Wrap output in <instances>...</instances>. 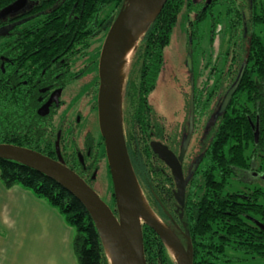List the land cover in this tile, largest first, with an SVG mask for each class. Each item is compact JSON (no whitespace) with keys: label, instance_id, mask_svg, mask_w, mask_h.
<instances>
[{"label":"trees","instance_id":"trees-1","mask_svg":"<svg viewBox=\"0 0 264 264\" xmlns=\"http://www.w3.org/2000/svg\"><path fill=\"white\" fill-rule=\"evenodd\" d=\"M105 1L98 0L97 5L101 7ZM108 1L113 2L117 16L126 0ZM182 18L186 23V52L192 56L194 65L196 54L199 65L211 60L216 40L228 37L234 41L228 43L227 51L231 50L233 57L230 61L225 55L229 65L226 70L231 67L233 76L230 77V73L226 76L233 79L244 64L246 68L226 114L216 122L206 165L187 182L184 216L178 225L187 224L185 231L190 233L194 264H230L235 261L236 253L262 259L264 177L257 179L263 182L260 187L251 188V185L257 181L253 173L264 176V0H168L142 39L130 76L161 75L165 49ZM225 21L232 27L225 28ZM231 83H225L227 86L222 91ZM188 87L189 113V84ZM204 91L202 86L198 90L195 85V125L198 118L205 115L213 118L214 101L205 106L199 104ZM10 117L7 111L0 115L4 129L11 130ZM130 157L150 205L172 227L170 215L175 201L170 193L162 195L155 187L161 174L155 170V157L143 154L140 149L134 150ZM246 176L252 180L247 181ZM0 180L7 189L19 186L30 191L62 215L75 231L73 251L77 264H109L90 215L68 191L22 165L4 160H0ZM234 182L247 186L238 189ZM112 196L114 199V194ZM143 235L147 264H176L150 228L144 226ZM182 241L186 243L183 237Z\"/></svg>","mask_w":264,"mask_h":264},{"label":"flooded vegetation","instance_id":"flooded-vegetation-1","mask_svg":"<svg viewBox=\"0 0 264 264\" xmlns=\"http://www.w3.org/2000/svg\"><path fill=\"white\" fill-rule=\"evenodd\" d=\"M97 2L0 0V115L3 111L11 115V130L4 129L0 123V144L29 149L57 161L62 159L96 190L100 188L99 174L107 162L99 128L100 57L118 16L112 1L106 0L101 7ZM15 4V10L6 13ZM223 24L225 28L232 27L226 21ZM232 41L220 37L218 48H223L224 58L218 53L213 66L208 60L203 68L197 64L195 69L193 63L191 74L187 69L191 93L193 90L194 95L195 85L198 90L202 86L205 91L199 104L205 106L213 100L214 112L213 118L203 116L204 112L194 124L192 140L181 164L180 184L206 165L212 133L217 121L227 112L220 113L221 104L242 69L233 79L226 76L229 73L233 76L231 67L227 72L229 65L225 61V55L232 60L231 50L227 51ZM150 76L135 75L127 79L123 103L125 137L129 154L140 149L143 154L155 157V170L161 173L155 187L162 195L170 193L173 197V213H167L172 228L182 238L184 224L178 223L183 220L185 205L179 206L178 184L171 169L154 153L152 144L161 143L179 157L183 136L188 131L189 113L185 124L180 125L178 119L167 121L154 99L161 75ZM228 79L232 83L222 91ZM253 177L257 180L264 176L253 173Z\"/></svg>","mask_w":264,"mask_h":264},{"label":"water","instance_id":"water-1","mask_svg":"<svg viewBox=\"0 0 264 264\" xmlns=\"http://www.w3.org/2000/svg\"><path fill=\"white\" fill-rule=\"evenodd\" d=\"M167 2L168 0H126L108 32L101 52L99 128L106 149L115 210L102 199L98 193L99 188L93 189L75 171L67 167L62 159L57 161L29 149L0 144V160L17 163L44 176L83 204L100 236L109 264H147L144 226L159 237L176 264H194V250L189 231L184 232V243L178 232L166 224L150 205L132 163L124 131V92L135 54ZM17 4L8 8L6 13L15 10ZM130 53L131 58L128 59ZM186 66L191 74V55L187 57ZM245 68L246 64L243 65L233 87L225 95L220 113L227 111L241 84ZM191 81L193 89V77ZM194 117L192 90L188 131L183 136L179 157L161 143L152 144L154 153L171 169L178 184L176 200L180 207L185 205V190L189 180L179 183L183 175L181 164L192 140ZM258 136L257 131L256 140ZM184 228H187V224H184Z\"/></svg>","mask_w":264,"mask_h":264},{"label":"crops","instance_id":"crops-1","mask_svg":"<svg viewBox=\"0 0 264 264\" xmlns=\"http://www.w3.org/2000/svg\"><path fill=\"white\" fill-rule=\"evenodd\" d=\"M74 236L46 201L0 180V264H77Z\"/></svg>","mask_w":264,"mask_h":264},{"label":"rangeland","instance_id":"rangeland-1","mask_svg":"<svg viewBox=\"0 0 264 264\" xmlns=\"http://www.w3.org/2000/svg\"><path fill=\"white\" fill-rule=\"evenodd\" d=\"M186 23L184 18L176 26L170 44L165 49L164 60L165 65L160 77V84L155 94V100L158 102V110L160 114L165 115L167 121L171 119H178V123L185 124L187 120V107H188V92L189 87L187 83L188 72L186 61L188 54L186 52ZM223 48H218V42L216 40L214 48L211 49L212 62L211 66L215 62V57L219 56L223 52ZM219 53V54H218ZM224 58V54L221 53V59ZM209 60V59H208ZM207 60V61H208ZM195 67H197L198 55H195ZM203 61L200 65L201 68L207 63ZM210 67V66H209ZM92 128L95 129L94 123ZM249 176V175H248ZM246 176L247 181L250 182V177ZM100 177V188L102 199L111 207H114L113 185L111 181L110 172L108 169L107 162L104 163L102 171L99 174ZM251 188L260 187L263 182L257 180L252 183ZM236 188L240 189L243 185L241 183L234 182ZM235 261L230 264H264V258L252 259L250 256H246L243 253H236L234 255Z\"/></svg>","mask_w":264,"mask_h":264},{"label":"bare ground","instance_id":"bare-ground-1","mask_svg":"<svg viewBox=\"0 0 264 264\" xmlns=\"http://www.w3.org/2000/svg\"><path fill=\"white\" fill-rule=\"evenodd\" d=\"M128 56H129L128 59H130L131 58V53Z\"/></svg>","mask_w":264,"mask_h":264}]
</instances>
